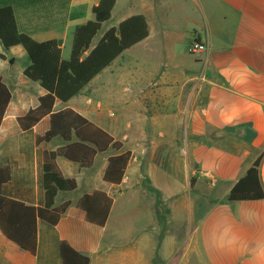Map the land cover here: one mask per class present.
I'll use <instances>...</instances> for the list:
<instances>
[{
    "label": "crops",
    "instance_id": "obj_1",
    "mask_svg": "<svg viewBox=\"0 0 264 264\" xmlns=\"http://www.w3.org/2000/svg\"><path fill=\"white\" fill-rule=\"evenodd\" d=\"M97 2L90 3V12ZM190 3L188 11L182 0L115 1L113 9L119 6L123 11L119 22L133 14L145 16L147 37L121 52L69 101L57 100L54 109L71 107L122 142L131 151L125 176L118 185L103 180L111 151L98 153L91 167L58 155L62 173L75 178L77 188L59 192L55 204L70 199V206L55 225L38 220L34 253L21 249L0 230V264H61V240L88 254L89 264H131L127 258L140 239L135 235L129 243L122 242L120 216L117 211L113 215L117 201L124 203L133 222L143 210L151 215L148 229L156 251L173 232L170 227L179 211L183 249L179 258L177 254V259H170L173 264H264V199L227 200L231 187L264 150V0ZM65 4L64 14H55L47 23L33 21L32 11L13 5L19 31L37 41L61 39L62 59L64 30L75 23V6L83 5L76 0ZM181 6L185 10L176 28L173 13ZM192 41L205 43L206 49L190 54ZM1 49L0 76L11 93L0 123V166L11 170L2 193L43 206L42 151L56 150L65 142L54 137L35 145V136L49 128L48 116L21 130L17 117L35 107L45 90L23 74L28 57L18 72L11 71ZM113 81L121 83L114 101L104 89ZM159 156L168 168L158 164ZM142 168L147 187L128 186ZM194 171L197 175L191 178ZM204 172L212 174L214 184L207 183ZM259 175L264 187V157ZM158 176L166 183L156 181ZM94 190L113 197L103 227L87 222L76 206L82 194ZM144 195L151 198L144 201Z\"/></svg>",
    "mask_w": 264,
    "mask_h": 264
},
{
    "label": "trees",
    "instance_id": "obj_2",
    "mask_svg": "<svg viewBox=\"0 0 264 264\" xmlns=\"http://www.w3.org/2000/svg\"><path fill=\"white\" fill-rule=\"evenodd\" d=\"M3 1V0H0ZM116 0H98L91 7L92 19L77 24L73 30L70 56L61 58L57 39L37 41L19 31L13 4L0 2V48L8 50L21 46L29 64L23 74L38 81L45 93L38 97V104L17 117L21 130L31 129L44 116L49 117V128L41 136H35V145L60 137L65 145L56 150L42 151V187L44 205H27L7 198L2 185L11 178L8 165L0 166V230L21 249L34 253L37 248V222L42 220L55 225L71 204L65 199L55 204L59 192H73L77 180L66 177L57 163L62 155L80 167H91L98 153L110 152L103 173V180L113 185L122 182L131 158V151L110 133L90 121L71 107L54 109L57 100L69 101L84 86L107 67L121 52L145 39L148 25L143 14L130 15L106 29L95 43L96 35L105 22L111 19ZM0 57L4 55L0 52ZM11 93L0 76V123ZM264 150L239 177L228 192V201H256L264 199V187L260 180L259 166ZM194 181L191 180V185ZM76 206L84 211L85 220L97 226H105L113 197L102 190L82 194ZM61 264H89L90 256L74 249L68 241L59 242Z\"/></svg>",
    "mask_w": 264,
    "mask_h": 264
},
{
    "label": "rangeland",
    "instance_id": "obj_3",
    "mask_svg": "<svg viewBox=\"0 0 264 264\" xmlns=\"http://www.w3.org/2000/svg\"><path fill=\"white\" fill-rule=\"evenodd\" d=\"M4 1H7L13 4L15 8L18 7L19 9L24 10V12L26 10L32 11V13H29V15L32 14L31 17L33 21L37 23L51 22L53 21L54 16H57V15L60 16L59 14H64V11L66 9V6H65L66 0H3L0 2H4ZM76 1L81 2L83 5L82 7H80L81 5L78 7V4L77 5L75 4L76 5L75 7H77L76 10H74L75 12H73L75 14L73 18V22L75 23L69 24L64 30V38L62 42V53L65 59L69 58L70 56L72 35H73L72 32H73L75 25L77 23H83L86 21L87 18L92 17L88 6L91 5L90 3L95 2V0H76ZM182 1L184 2V5L186 6V7L184 6L185 9H187L188 11L192 9L190 0H182ZM184 8L183 6L176 8V10L173 13L172 21L174 22L173 26H176V28L180 26L179 17L183 16L184 10H185ZM134 10L138 12L141 9L139 7H135ZM122 14H123V11L119 10V6L113 9L111 19L103 24L101 31L95 37V41L100 37V34L103 32L104 29H106V27H108V25L110 24L116 25L119 22ZM174 38H177V36L174 35ZM1 50L3 51L6 57L5 58L6 62L4 63V65L9 67L11 71L18 72L25 65V62L27 61V56L24 54L23 48L21 46L18 45L14 49H8V50L1 49ZM120 84H121L120 82L114 83L113 81L111 82V85L104 88L106 96L109 95L112 101H114V91L117 88V86H118V90L119 91L121 90ZM119 95L120 94H118V96ZM118 100L122 101V97L119 96ZM135 133H137V131H135L134 134ZM159 159H160V161L158 162L159 165L161 166L167 165V163L162 160V156H159ZM129 171L131 172V168L129 169ZM140 173H141L139 174L140 176L137 179H134L131 184L129 183L128 186H134L133 183H135L137 184L138 187H143V188L147 187L149 182H148V178H147L144 168L140 170ZM192 175L193 176L191 178H194L197 175V171H194ZM155 179L156 181L162 182L164 184L166 183V180H167L166 178L165 180V179L160 178L159 176L156 177ZM206 179H207V183L209 184L210 179L209 178H206ZM69 195H72V194H69ZM144 198L145 199L142 198L144 201L146 199L149 200L151 196L148 197L147 195H144ZM123 205L124 203L117 201L115 209H114V213H113V215H115V212L117 211L118 212L117 214H119L120 216L119 224H121L120 225L121 230H119V232L121 234L119 235L121 236L122 242L129 243L130 240H133L135 235H138L140 239L139 246L137 245V248L133 249V252L131 255L132 257L130 256L131 258L130 257L127 258L129 259V262H132L131 264H169V261H170L171 264H173L172 260L170 259L175 258V257L177 259V254L179 258V256L181 255V250L183 249L182 247L183 242H180L181 241L180 240L181 239V235H180L181 228L180 227L182 225V222L180 221L181 217H179L181 214L178 215L179 211H177L176 213L177 216H175L176 219L174 220L173 224L170 227L173 230V232L169 233V235H166L167 237L165 238L162 248H160L159 251L158 250L156 251L155 249L156 246L154 244V237L152 234H150L151 231L148 229V226H150L151 224V215L145 212V210H143L142 215H141L142 217L139 220H135V222H133L132 220H130V213L126 211L128 209L127 208L123 209L122 207ZM119 211H122L121 215ZM113 220L114 218L111 219V221Z\"/></svg>",
    "mask_w": 264,
    "mask_h": 264
},
{
    "label": "built area",
    "instance_id": "obj_4",
    "mask_svg": "<svg viewBox=\"0 0 264 264\" xmlns=\"http://www.w3.org/2000/svg\"><path fill=\"white\" fill-rule=\"evenodd\" d=\"M206 49L205 43L192 41L188 47V52L192 55H199ZM204 175L210 179V184H214L215 180L210 172H204Z\"/></svg>",
    "mask_w": 264,
    "mask_h": 264
},
{
    "label": "water",
    "instance_id": "obj_5",
    "mask_svg": "<svg viewBox=\"0 0 264 264\" xmlns=\"http://www.w3.org/2000/svg\"><path fill=\"white\" fill-rule=\"evenodd\" d=\"M58 43H59V44L61 43V39L58 40Z\"/></svg>",
    "mask_w": 264,
    "mask_h": 264
}]
</instances>
